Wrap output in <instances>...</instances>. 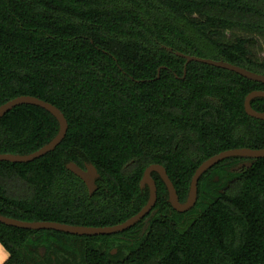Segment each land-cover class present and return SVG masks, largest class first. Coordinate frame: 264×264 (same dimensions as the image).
<instances>
[{
	"label": "trees",
	"instance_id": "1",
	"mask_svg": "<svg viewBox=\"0 0 264 264\" xmlns=\"http://www.w3.org/2000/svg\"><path fill=\"white\" fill-rule=\"evenodd\" d=\"M264 34V0H0V106L22 96L56 106L69 124L62 144L29 164L0 163V215L85 227L122 223L147 203L139 183L151 165L166 168L181 203L209 158L264 149V122L244 102L264 85L191 63L175 53L223 60L264 75L253 39ZM171 49L173 52H169ZM264 111V100L253 104ZM59 132L57 120L21 106L0 121V154L29 155ZM94 165L89 197L66 166ZM211 180V179H210ZM226 194L204 177L196 208L172 210L158 179L161 216L118 264H264V160ZM169 209V211H168ZM79 237L0 224L5 264H45L32 251L76 256ZM88 264H112L96 253Z\"/></svg>",
	"mask_w": 264,
	"mask_h": 264
},
{
	"label": "water",
	"instance_id": "2",
	"mask_svg": "<svg viewBox=\"0 0 264 264\" xmlns=\"http://www.w3.org/2000/svg\"><path fill=\"white\" fill-rule=\"evenodd\" d=\"M169 52H173L171 49H167ZM176 56L185 59V74L187 67L191 63H198L228 72L235 73L249 81L264 85V75L252 72L243 67L233 65L223 60L216 61L212 59H203L196 56L184 55L181 53H175ZM262 98L264 99L263 91H255L251 93L245 101V111L252 118L264 121V113H258L253 110L251 103L253 100ZM21 106H33L40 108L49 114H51L59 124V132L57 136L47 145L40 150L29 155H14V154H0V163L11 164H29L36 160H39L51 153H53L64 141L69 130V124L65 115L54 105L40 100L35 97L22 96L13 99L6 104L0 106V121L14 109ZM231 158H245V159H264V149L251 150V149H236L223 152L211 159L205 161L196 171L193 176L188 199L185 203H181L178 192L170 180L165 167L162 165L149 166L141 181V187L149 188L150 196L146 207L138 213L135 217L126 221L123 224L113 227H85V226H73L67 224H61L57 222H25L12 218H8L0 215V224L7 227L16 228L25 231L33 232H56L66 234L75 237H98V236H113L119 233L126 232L135 227L142 219H144L153 209L157 203V187L152 178L153 174H158L164 182L168 190V202L172 209L179 214H186L191 212L197 205L199 195V183L202 177L216 165ZM67 169L74 173L77 177L81 178L89 189L90 193H94L97 190L96 180L99 178L98 170L92 164H87L85 169H82L78 165L71 163L67 166Z\"/></svg>",
	"mask_w": 264,
	"mask_h": 264
},
{
	"label": "flooded vegetation",
	"instance_id": "3",
	"mask_svg": "<svg viewBox=\"0 0 264 264\" xmlns=\"http://www.w3.org/2000/svg\"><path fill=\"white\" fill-rule=\"evenodd\" d=\"M247 97H246V99H247ZM246 99H245V101H246ZM258 100H264V99L258 98V99L253 100L251 103V106H252L253 110H255L256 112L264 113V111H258L253 106L254 102H256ZM244 110H245V102H244ZM245 114L253 120L260 121L258 119H255V118H252L251 116H249L246 113V111H245ZM261 122H264V121H261ZM241 149H249V148H241ZM232 150H236V149H232ZM251 150H254V149H251ZM255 150H260V149H255ZM227 151H230V150H227ZM224 152H226V151H224ZM221 153H223V152H221ZM221 153H219V154H221ZM219 154H217V155H219ZM217 155H215V156H217ZM211 158H209V159H211ZM260 160H264V159H257V160L245 159V158L227 159L224 162L216 165L210 171H208L202 177V179L204 177H206L207 181H211L212 182L211 184L214 185V187H217L216 189H218L219 193L226 194L228 191L233 189L235 186H240L243 183V181H244L243 179L245 178L247 172L252 170L255 167V165L258 163V161H260ZM71 163L78 165L75 162H70L67 164V166ZM86 165L87 164H85L84 167H82L80 165H78V166L81 167L82 169H85ZM67 166H66V169H67ZM67 171L70 172L71 174H73L85 186L89 197L92 198L98 194V192L100 190L99 185H100V182L102 181V177H101V174L99 173V171H98L99 178L96 180L97 190L92 194L90 193L89 189L87 188L86 184L84 183V181L81 178L77 177L74 173H72L68 169H67ZM143 176H144V174H143ZM143 176H142L140 183H139L140 191L141 192H149L148 187H145V188L141 187V181L143 179ZM152 178L155 181L156 187H157V203L153 207L151 212L144 219H142L135 227H133L132 229H130L126 232L119 233V234H116L113 236L79 237L76 240L75 245L73 246L74 250H76V253H77L76 256H70L68 254H62V253H57V254L52 253L51 252L52 250L50 251L46 247L40 246V247L32 250L35 253L36 258L40 262H43L45 264H88L89 256L91 257V254L96 253L101 257H105L112 264L123 263L125 260H127L131 256L133 249L140 243L141 240L144 239L149 228L151 227L152 221L154 219H156L157 217L161 216L160 209L158 208V179L159 180H162V179L160 178V176L158 174H153ZM201 180H200V182H201ZM199 186H200V183H199ZM149 194H150V192H149ZM198 200H199V195H198ZM148 201H149V199H148ZM148 201L145 204V206L138 213H140L146 207V205L148 204ZM197 204H198V202H197ZM168 211H169V209H168ZM136 215H134L133 217H135ZM133 217H131V218H133ZM131 218H129L128 220H130ZM128 220H126V221H128ZM126 221L119 223L117 225L123 224ZM117 225H114V226H117ZM105 227H113V226H105Z\"/></svg>",
	"mask_w": 264,
	"mask_h": 264
},
{
	"label": "rangeland",
	"instance_id": "4",
	"mask_svg": "<svg viewBox=\"0 0 264 264\" xmlns=\"http://www.w3.org/2000/svg\"><path fill=\"white\" fill-rule=\"evenodd\" d=\"M238 38L253 39L254 45H249L252 56L256 61L264 62V34H253L243 29H234L226 32L225 40L229 43H235Z\"/></svg>",
	"mask_w": 264,
	"mask_h": 264
},
{
	"label": "clouds",
	"instance_id": "5",
	"mask_svg": "<svg viewBox=\"0 0 264 264\" xmlns=\"http://www.w3.org/2000/svg\"><path fill=\"white\" fill-rule=\"evenodd\" d=\"M0 253H3L0 255V264H4V261L9 257L10 253L4 252L3 245H0Z\"/></svg>",
	"mask_w": 264,
	"mask_h": 264
},
{
	"label": "crops",
	"instance_id": "6",
	"mask_svg": "<svg viewBox=\"0 0 264 264\" xmlns=\"http://www.w3.org/2000/svg\"><path fill=\"white\" fill-rule=\"evenodd\" d=\"M1 245V244H0ZM3 249H4V252L8 253V251L4 248L3 246ZM3 253H0V255H2ZM10 259V255L9 257L4 261V264Z\"/></svg>",
	"mask_w": 264,
	"mask_h": 264
}]
</instances>
